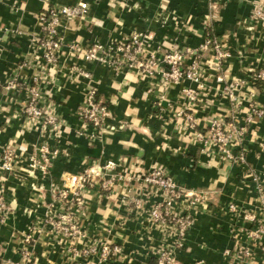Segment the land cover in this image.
<instances>
[{
    "label": "crops",
    "instance_id": "0c3cea01",
    "mask_svg": "<svg viewBox=\"0 0 264 264\" xmlns=\"http://www.w3.org/2000/svg\"><path fill=\"white\" fill-rule=\"evenodd\" d=\"M80 2L87 10L61 26L57 62L47 65L37 40L40 14ZM255 4L264 0H0V157L6 147L15 156L9 171L0 162V198L9 209L0 211V264H21L24 250L29 264H156V251L176 238L149 219L150 208L166 197L145 183L152 169L201 198L193 207L175 205L191 224L173 251L174 264H231L227 253L249 244L240 230L251 224L233 216L229 205L236 203L242 215L258 212V188H264V81L255 79L264 71V28L250 21ZM208 27L230 52L223 62L205 46ZM133 32L148 34V50L158 59L174 45L193 50L185 64L197 58L201 79L165 82L160 74L146 77L84 59L95 43L110 46ZM36 76L44 101L54 107L57 130L23 112L26 85ZM12 80L15 87L7 88ZM187 89L197 92V100L187 98ZM90 91L109 112L98 129L78 113ZM254 107L263 113H253ZM235 120L245 129L246 166L224 160L198 136L213 121ZM46 139L58 155L45 171H32L28 157ZM84 172L91 183L84 205L68 209L83 236L65 237L48 220L67 211L63 206L70 204L57 192ZM112 177L111 187L103 188ZM30 229L34 240L27 245ZM104 245L119 251L103 260ZM249 262L264 264V254L256 251Z\"/></svg>",
    "mask_w": 264,
    "mask_h": 264
},
{
    "label": "built area",
    "instance_id": "2783aa9c",
    "mask_svg": "<svg viewBox=\"0 0 264 264\" xmlns=\"http://www.w3.org/2000/svg\"><path fill=\"white\" fill-rule=\"evenodd\" d=\"M87 10V4L80 2L76 5H65L60 8H49L45 13L39 16V28L37 40L40 48L43 50L41 59L47 65L57 62L56 51L61 45L60 28L66 21L74 16L81 15ZM252 26H260L264 28V5L255 4L250 14ZM255 29V28H254ZM149 36L142 32L131 33L125 41L115 42L110 46H104L95 43L84 52V59L88 62H94L111 67L116 71H138L146 77H151L160 74L165 82H179L183 79H191L199 81L201 79L200 65L197 58L193 59L188 65L185 64L187 57H193L194 51L191 49H180L176 45L166 51L161 58L158 59L156 53L149 52L148 48ZM205 46L215 50L216 58L223 62L230 56V52L218 39L212 40L207 37ZM77 46L73 47L77 51ZM256 80H264V71H259L255 75ZM15 81L8 83L7 88L15 87ZM39 76H36L26 85L27 99L23 112L35 123L50 128L52 131L59 129L60 123L57 115L54 113V107L51 103L44 101L40 90ZM95 92L90 91L87 94L85 104L79 109L78 113L86 125L93 126L95 129L104 125L109 116L107 106L101 101H96ZM187 98L194 102L197 100V92L191 89L185 90ZM253 113L262 114L260 108H253ZM190 122H194L192 115H187ZM244 127L235 125L233 122L227 123L224 121H213L207 134H199V139L204 143L213 144L218 149L219 154L224 160L238 163L241 166H246V151L241 149L237 152L236 148L242 144ZM264 151V143L261 146ZM38 154H33L28 157V167L30 170H46V164L58 155V150L52 147L46 139L40 143L37 148ZM12 149L6 147L2 151L1 166L5 170H11L14 160ZM107 166H111L109 163ZM145 183L156 186L165 192L166 197L163 201L154 204L149 210V219L156 224L164 233H169L175 236L176 242L164 243L156 251V264H174L175 258L173 251L178 246L182 245L183 239L186 237L191 219L188 214L178 212L175 209L177 203L189 207L196 206L200 203L201 198L194 196L191 193L184 194L177 187L171 177L166 175L160 169H152L144 175ZM113 177L102 182L103 188L111 187ZM68 183V182H67ZM90 175L88 172L71 177L69 186L60 189L57 196L61 201H64L70 206H63L67 211L54 213L48 220V224L56 233H61L65 237L76 238L83 236L81 226L76 224V221L71 216L68 209L71 205L83 207V192L90 185ZM259 202L260 211H247L243 215L240 213V208L236 203L229 205V211L233 216H242L246 223H250L249 228L241 229L244 232L248 245H240L236 253H227L231 259V264H251L249 259L257 252L264 254V188L259 186ZM136 207H140V201H134ZM65 204V205H66ZM62 210V208H61ZM0 211L8 213L9 209L5 202L0 198ZM240 213V214H239ZM25 244L30 245L34 240L33 230L30 229L23 238ZM118 248H111L104 245L101 248V257L107 260L111 253H117ZM236 257V259H235ZM29 252L24 250L23 262L21 264H29Z\"/></svg>",
    "mask_w": 264,
    "mask_h": 264
},
{
    "label": "trees",
    "instance_id": "16d2710c",
    "mask_svg": "<svg viewBox=\"0 0 264 264\" xmlns=\"http://www.w3.org/2000/svg\"><path fill=\"white\" fill-rule=\"evenodd\" d=\"M43 13H45V12H43ZM207 37L210 38V39H212V40L217 39V35L214 33L212 27H208V28H207ZM257 81H258L259 83H260V82L262 83L264 80H257ZM95 99H96V101H100L99 98H98V96H97V94H95ZM103 104H104V103H103ZM232 122H233V121H232ZM234 124H235V125H238L237 122H236V120H235V123H234ZM241 149H242V144L238 145V147L236 148L237 152H239Z\"/></svg>",
    "mask_w": 264,
    "mask_h": 264
}]
</instances>
